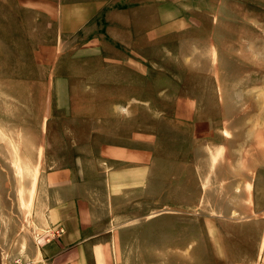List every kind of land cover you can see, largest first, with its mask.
Segmentation results:
<instances>
[{
	"label": "rangeland",
	"instance_id": "1",
	"mask_svg": "<svg viewBox=\"0 0 264 264\" xmlns=\"http://www.w3.org/2000/svg\"><path fill=\"white\" fill-rule=\"evenodd\" d=\"M175 1L160 32L156 0H0V264H33L64 168L99 264H264V0ZM117 132L136 160H101Z\"/></svg>",
	"mask_w": 264,
	"mask_h": 264
},
{
	"label": "crops",
	"instance_id": "2",
	"mask_svg": "<svg viewBox=\"0 0 264 264\" xmlns=\"http://www.w3.org/2000/svg\"><path fill=\"white\" fill-rule=\"evenodd\" d=\"M175 4V0L154 2L156 26L153 22L151 26L153 31L164 32L171 29L169 9ZM99 131V140L106 139L104 137L107 135L106 127L101 126ZM132 139L131 143H133ZM135 139L133 144L137 145V138ZM121 140L117 132L112 140L104 141L101 147V160L108 164L132 161L134 157L124 158L123 151H132L133 144L130 143L128 146ZM106 182L114 198H118L125 188L138 191V170L133 167L123 172L110 168L106 175ZM44 183L48 188L49 197V205L45 213L48 235L36 251L33 264H99L101 261L99 250L100 248L104 250L105 244L100 243L98 238L96 208H93L95 204L91 200L92 196L89 198L84 195L86 189L82 188L83 184L78 179L77 168L51 170L46 174Z\"/></svg>",
	"mask_w": 264,
	"mask_h": 264
}]
</instances>
